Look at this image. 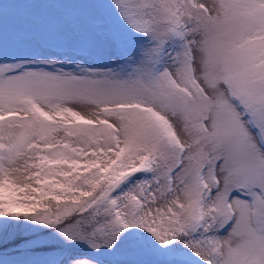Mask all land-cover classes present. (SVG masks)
Returning <instances> with one entry per match:
<instances>
[{
  "label": "snow or ice",
  "instance_id": "snow-or-ice-1",
  "mask_svg": "<svg viewBox=\"0 0 264 264\" xmlns=\"http://www.w3.org/2000/svg\"><path fill=\"white\" fill-rule=\"evenodd\" d=\"M0 264H264V0L0 3Z\"/></svg>",
  "mask_w": 264,
  "mask_h": 264
},
{
  "label": "rangeland",
  "instance_id": "rangeland-1",
  "mask_svg": "<svg viewBox=\"0 0 264 264\" xmlns=\"http://www.w3.org/2000/svg\"><path fill=\"white\" fill-rule=\"evenodd\" d=\"M0 3H5V0H0Z\"/></svg>",
  "mask_w": 264,
  "mask_h": 264
}]
</instances>
